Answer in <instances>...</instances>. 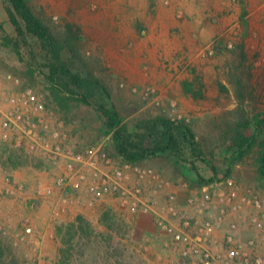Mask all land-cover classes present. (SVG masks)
Wrapping results in <instances>:
<instances>
[{
  "label": "rangeland",
  "instance_id": "rangeland-1",
  "mask_svg": "<svg viewBox=\"0 0 264 264\" xmlns=\"http://www.w3.org/2000/svg\"><path fill=\"white\" fill-rule=\"evenodd\" d=\"M27 2L67 44L65 57L74 71L92 74L105 86L130 133L147 132L160 117L181 121L195 133L203 159H194L193 169L170 155L138 163L121 157L99 112L77 101L65 109L56 102L36 39L28 38L36 61L28 47H22V60L3 44V37L14 39L16 33L6 12L10 4L0 0V130L18 96L32 90L43 106L34 118L37 130L43 133L47 126L62 153L41 159L39 152L13 174L7 163L14 154L6 145L0 150V186L10 174L14 185L25 188L17 197H0V264H57L79 216L89 221L91 233L78 230L71 264H209L185 256V245L160 229L154 212L133 213L112 194L117 173L123 187L143 191L174 232L195 237L199 224L211 219L215 232L207 247L215 256L228 250L226 235L236 225L234 241L249 264L264 258V215L245 200L257 197L264 204L261 145L227 173L237 159L238 126L248 123L252 134L255 117L264 112V0ZM136 168L149 176L141 179ZM198 174L211 183L202 185ZM39 186L54 193L41 200ZM170 195L176 196V215L165 209Z\"/></svg>",
  "mask_w": 264,
  "mask_h": 264
},
{
  "label": "trees",
  "instance_id": "trees-1",
  "mask_svg": "<svg viewBox=\"0 0 264 264\" xmlns=\"http://www.w3.org/2000/svg\"><path fill=\"white\" fill-rule=\"evenodd\" d=\"M6 8L9 22L15 29L16 38L3 37V44L13 50L22 60V47L31 48L29 36L36 39L44 52L46 60L44 73L46 81L52 88V95L56 102L63 108L69 101L93 107L105 118L106 127L113 132V139L117 153L125 160L138 163L149 158L161 155H170L178 161L186 162L195 169L194 159L201 160V145L192 129L181 121L160 117L152 122L147 132L132 134L128 126L123 123L114 105H110L111 95L101 81L94 75L86 77L74 71L73 64L65 57L67 44L55 36L43 20L33 11L27 0H7ZM255 129L252 134H247L248 123L238 126L234 138L237 159L228 165L227 173L231 172L232 165L243 159L258 143L261 145L259 159V173L264 178V112L255 117ZM11 168L31 162L24 156L10 158ZM38 167V166H37ZM202 185H208L212 180H205L199 174ZM109 221L108 215H105ZM62 228V227H61ZM60 228V229H61ZM78 230L83 234L91 233L89 221L83 216L77 217L76 223L68 229L64 238L67 249H60L57 264H71L74 259L76 247L72 244Z\"/></svg>",
  "mask_w": 264,
  "mask_h": 264
},
{
  "label": "built area",
  "instance_id": "built-area-1",
  "mask_svg": "<svg viewBox=\"0 0 264 264\" xmlns=\"http://www.w3.org/2000/svg\"><path fill=\"white\" fill-rule=\"evenodd\" d=\"M18 82L19 80H16V83ZM15 103L18 106L14 107L13 111L5 114L1 125V139L4 143L0 145V150L3 151V147L6 145V151L7 153H10V155L14 152H19L20 155L22 152L23 156L31 159L32 157L39 156L38 153L40 152L39 157H41V159L43 157L49 159L60 158L62 156L61 147L52 144V140L47 135L48 127L45 126L43 133L42 131L37 130L34 118L36 112L39 109H42L43 106L37 102V98L33 94V91L28 90L22 96H18ZM60 135L61 134L59 133H55V137H61ZM22 136L25 137V140L27 141L23 140ZM43 150L45 151V156H42ZM7 164H9V162ZM70 169L72 170V168ZM136 171L138 176L143 180L149 176L148 172L141 168H136ZM65 179L66 178H62L59 183L63 184ZM12 180V175L7 174L5 176L4 185L0 186V197H17L18 194L24 193V186L21 184L14 185ZM121 180V173L115 174L114 178H112V185L110 186L112 188V194H117L126 202V204H130V211L133 213L141 212L148 214L154 212L160 229L173 232L175 241L179 244L185 245V256H196L209 262V264H216L217 262H221V264H249L250 260L248 254L244 252L241 247H238L234 241L236 237L234 233L236 225H233L226 235V241L229 245L228 250L223 255L215 256L207 247L210 238L215 232V226L211 219L206 220L201 224L198 223V234L195 237L188 236L179 231L174 232V228L170 222L159 211L154 210L151 201L147 199L140 188L135 190L127 189L122 186ZM53 193V188L49 186L38 187L37 194L41 200L49 198ZM236 196L235 192L232 193L230 200L235 199ZM245 200L264 215V204L257 197L246 198ZM167 203L168 206L165 207L166 211L169 213L171 211L176 215V196L170 195ZM30 204L34 206L37 202L31 201L30 199ZM184 225L190 227L191 222L187 221ZM260 225L261 224H259V226ZM251 264H264V258L259 256L254 257Z\"/></svg>",
  "mask_w": 264,
  "mask_h": 264
},
{
  "label": "crops",
  "instance_id": "crops-1",
  "mask_svg": "<svg viewBox=\"0 0 264 264\" xmlns=\"http://www.w3.org/2000/svg\"><path fill=\"white\" fill-rule=\"evenodd\" d=\"M13 154H14V156H17V155H19V152H14ZM9 165L11 166L10 163L8 164V166H9ZM18 171H19L18 168H12V169L10 170V172L13 173V174H17ZM148 223H149V222H148Z\"/></svg>",
  "mask_w": 264,
  "mask_h": 264
}]
</instances>
